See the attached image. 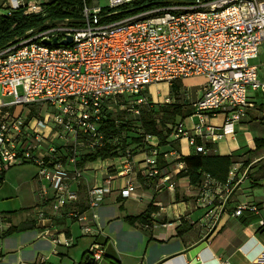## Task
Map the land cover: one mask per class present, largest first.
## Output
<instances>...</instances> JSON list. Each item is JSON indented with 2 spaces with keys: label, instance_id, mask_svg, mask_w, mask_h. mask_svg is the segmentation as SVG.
I'll return each mask as SVG.
<instances>
[{
  "label": "built area",
  "instance_id": "2783aa9c",
  "mask_svg": "<svg viewBox=\"0 0 264 264\" xmlns=\"http://www.w3.org/2000/svg\"><path fill=\"white\" fill-rule=\"evenodd\" d=\"M87 1L83 0L78 18L92 21L53 24L0 48V188L11 167L32 163L42 201L38 218L45 217V201L51 202L54 215L59 214L79 201L77 184L87 165L81 166V159L109 146L116 154L100 159L109 162L104 168H113L114 174L88 189L83 210L66 212L83 233L95 237L87 258L96 262L105 254V245L98 240L102 234L98 209L113 191L114 180L125 179L119 190L123 198L155 179L156 187H172L159 159L169 153L161 152L152 144L153 136L143 133L140 116L149 106L175 99L169 94L155 101L149 87L192 76L205 78L201 95L193 102L191 115L197 119L189 129L178 121L171 137L186 138L196 152H206L200 141H215L220 135L210 117L224 113L223 132H231L228 127L246 114L250 90H264L258 66L249 61L264 43V0L173 3L106 23L97 17L102 6H89ZM130 1L109 0L107 5ZM0 6L9 14L19 8L24 14L47 13L41 0H0ZM67 36L72 41L61 43ZM7 96L12 99L5 101ZM110 119L117 128L135 124L146 143L139 149L145 151L142 159H136L132 144L124 146L127 131L103 130ZM242 168L243 162L234 163L224 181L205 174L197 201L206 207L201 223L207 233L219 228L234 189L248 178V168ZM245 213L259 215L261 207L239 203L231 214ZM259 222L264 226V217ZM54 241L62 242L59 237ZM215 264L231 262L220 257ZM250 264H264V248Z\"/></svg>",
  "mask_w": 264,
  "mask_h": 264
},
{
  "label": "crops",
  "instance_id": "0c3cea01",
  "mask_svg": "<svg viewBox=\"0 0 264 264\" xmlns=\"http://www.w3.org/2000/svg\"><path fill=\"white\" fill-rule=\"evenodd\" d=\"M261 54L260 49L257 57ZM259 64H256L262 66L259 76L264 82V57ZM197 77L182 80L183 92L196 89L198 97L201 95L202 88H197V82L192 81ZM162 85L161 94L159 91L154 97L149 94L155 101L173 95L169 84L162 82ZM259 90L262 96L256 93L258 90L250 91L246 114L239 122L228 127L233 131L223 132L225 114L218 112L210 117V122L216 126L219 137L215 141H200L207 149L202 153L232 155L237 163L243 162L242 169L248 168V178L234 189L219 228L207 233V228L201 223L205 213L202 209L204 206L197 201L201 183L194 185L188 176H179L185 168L180 157L195 154L194 147L186 138L174 139L170 136L167 144L157 147L161 152L169 153L167 157L162 154V160L164 173L170 175L172 187L168 188L167 184L156 187L155 179L151 184L137 186L131 197L123 198L119 190L124 186L125 179L114 180L113 191L106 195L98 209L102 226L98 240L104 243L105 254L91 264H215L220 257H227L231 264H250L262 252L264 226L259 221L264 217V198H252L254 187L264 185V166L257 165L264 159V90ZM192 122H186L188 129ZM256 138L263 140L258 150ZM151 141L158 144L156 136ZM144 155L145 151L141 150L136 154V159L140 160ZM91 167V163H88L85 170ZM102 172L103 176L92 172L91 180L85 176L87 172L85 175L83 172L77 184L79 201L65 208L64 212L54 215L51 202L45 201L46 213L42 219L38 218L42 201L35 173L28 184L29 202L20 210L0 214V264H81L87 261V251L95 237L83 233L80 224L66 212L70 208L83 210L88 189L94 184L103 183L115 170L103 167ZM255 175L256 178L252 177ZM8 186L5 175L0 196L9 194ZM28 187L20 183L16 186V196L21 199V192H26ZM245 202L258 203L261 214L233 216V208ZM149 207L154 210L147 212ZM138 215L140 217L137 219H128ZM8 230L11 232L7 233ZM57 237L62 240L61 243L54 241ZM66 240L68 244L64 243Z\"/></svg>",
  "mask_w": 264,
  "mask_h": 264
},
{
  "label": "trees",
  "instance_id": "16d2710c",
  "mask_svg": "<svg viewBox=\"0 0 264 264\" xmlns=\"http://www.w3.org/2000/svg\"><path fill=\"white\" fill-rule=\"evenodd\" d=\"M156 1L157 0H133L117 7L104 5L101 7L97 17L100 23L113 22L150 8L173 4L157 3ZM198 1L203 2L207 0ZM45 6L47 11L45 15L41 13L24 14L23 8L13 10L9 14L4 12L0 6V48L7 46L15 38L22 36L28 30L40 26L47 21L51 22L60 19L80 17L83 0H47L45 2ZM176 83L177 81L171 85V93L173 94L171 96L174 97V102L158 104L156 107H154V105L153 107L149 106L141 112L140 127L144 134H149L158 138L157 146L167 144L169 142L168 138L171 136L173 126L178 121L185 119L194 112V108L192 106L185 107V103L177 101L175 93L178 91V85ZM157 114H160V116L158 117ZM178 116H181L180 120H178ZM134 125L135 124L127 123L122 124L120 128H117L112 119H110L108 125L103 127V130L107 133H117L120 130L127 131L124 146L132 144L134 146L133 152L138 153L140 151L139 149L146 145V143L143 142L142 136L138 134L137 127ZM262 142L263 140H261V138H256V150L262 147ZM115 154L116 152L112 151L109 146H105L96 152H91L84 156L81 159L80 165L83 166L86 163L92 162L98 158H106ZM159 159L160 164L164 166L165 164L162 160V155H160ZM180 160L184 162L185 168L180 172L179 176H188L191 184L194 185L200 184L203 181L205 174H209L220 181L226 180L230 167L236 162L234 156L232 155H218L202 152L182 155ZM153 210V208L149 207L147 212H152ZM139 217L140 215L129 217L128 219L132 221ZM9 230L7 233L11 232ZM91 263L92 260H87L81 264Z\"/></svg>",
  "mask_w": 264,
  "mask_h": 264
},
{
  "label": "rangeland",
  "instance_id": "374dc122",
  "mask_svg": "<svg viewBox=\"0 0 264 264\" xmlns=\"http://www.w3.org/2000/svg\"><path fill=\"white\" fill-rule=\"evenodd\" d=\"M87 2H88L89 6H94V5L104 6V5H107L109 3V0H88ZM260 49L262 50V54L260 55V57L250 59L249 60L250 63L260 65L259 63L261 60H263V57H264V44H262L260 46ZM261 68H262V66H258L260 74H261ZM194 79L192 81H196L197 82L196 86L198 85L197 88L201 89L202 84H203L202 82H204L205 78L203 76H199V77L194 78ZM200 83H202V84L200 85ZM176 84L178 85V91L175 93L177 101H179L181 103H185L186 104L185 107H190V106L193 107V102H195L198 99V94L196 92V89H193L190 92L189 91L183 92L184 90L181 89L182 88V80L177 81ZM162 87H163L162 82L152 84L148 89V94H150L153 97L155 96L156 93L158 94V91H159V94H161L162 93ZM256 93L259 96H262V93L260 92V90L256 91ZM249 94H250V92H249ZM4 99H5V101H10L12 99V97L7 96ZM180 119H181V116H178V120H180ZM196 119H197V116L191 115V116L187 117L186 119H184L183 123L187 124L186 122H188L190 120L195 121ZM88 163H91L92 167L89 170L84 169V171H85L84 175L87 172V174L85 176L87 178H89V180H91V178H93V176L91 175L92 172L97 173L98 176H103L104 173L102 172V169H103V167H106L109 162L106 160H101L100 158H98V159H96L92 162H88ZM141 164L143 165L144 162ZM257 165H259V166L263 165L264 166V159L259 161L257 163ZM36 171H37V168L35 165H33L32 163H24V164L13 166L6 172V178L8 179V185H10V187L8 186L7 190H8L9 194H7V196H5V195L0 196V214H2L4 212L13 211V210H20L23 205H26L29 202L28 184H29V180H31V178L35 175ZM252 177L256 178L257 175L252 176ZM22 182L27 185L28 190L26 192L28 194L26 195V192H21V199H20L19 197L16 196V186H18ZM253 193H254V195L252 196V198H255V197L264 198V185H256L254 187ZM202 209H203V213H204L206 208L203 207Z\"/></svg>",
  "mask_w": 264,
  "mask_h": 264
},
{
  "label": "water",
  "instance_id": "95a60500",
  "mask_svg": "<svg viewBox=\"0 0 264 264\" xmlns=\"http://www.w3.org/2000/svg\"><path fill=\"white\" fill-rule=\"evenodd\" d=\"M157 3H179V4H196L199 1L198 0H157ZM92 21V19H87V18H71V19H60V20H55V21H47L43 24H41L40 26H37L31 30H28L25 34H23L22 36H19L17 38H15L13 41H11V44H15L18 41H20L21 39L28 37L29 35H31L32 33H35L38 30H41L47 26L53 25V24H57V23H72V24H86L87 22ZM55 43H57V39L55 38L53 40ZM72 41V36H67V38L61 40L60 42L63 44H68ZM45 42L49 43V40H45Z\"/></svg>",
  "mask_w": 264,
  "mask_h": 264
}]
</instances>
